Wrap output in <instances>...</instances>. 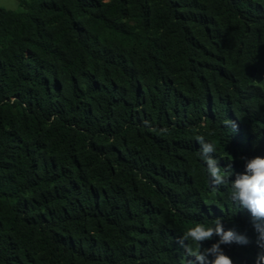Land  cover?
Returning <instances> with one entry per match:
<instances>
[{
	"label": "trees",
	"instance_id": "trees-1",
	"mask_svg": "<svg viewBox=\"0 0 264 264\" xmlns=\"http://www.w3.org/2000/svg\"><path fill=\"white\" fill-rule=\"evenodd\" d=\"M198 136L222 170L232 165L217 190ZM256 156L264 0L0 8V264H187L177 240L218 217L250 241L224 253L255 264L257 234L231 181Z\"/></svg>",
	"mask_w": 264,
	"mask_h": 264
},
{
	"label": "clouds",
	"instance_id": "clouds-1",
	"mask_svg": "<svg viewBox=\"0 0 264 264\" xmlns=\"http://www.w3.org/2000/svg\"><path fill=\"white\" fill-rule=\"evenodd\" d=\"M225 126L233 130L236 125L233 121H223ZM165 132L167 129L164 130ZM200 144V158L206 163L207 172L211 177V184L214 190L219 186L227 184L233 175L231 163L223 170L219 166L217 159L212 157L216 147L212 142L206 141L204 136H198ZM231 199L238 205L246 209L252 217L253 228L257 234V252L255 264H264V157L256 156L252 159L245 158L244 172L238 173L235 180L231 181ZM219 237L218 241L210 248L201 250V244L205 240ZM185 241L194 242L195 250ZM249 239L246 235L240 234L234 229L225 230L221 218L213 221V226H205L196 223L194 227L187 229L177 243L185 249L187 257L194 259L187 260V264H234L231 257L226 255L221 245H247ZM211 255L213 259L209 260Z\"/></svg>",
	"mask_w": 264,
	"mask_h": 264
},
{
	"label": "rangeland",
	"instance_id": "rangeland-1",
	"mask_svg": "<svg viewBox=\"0 0 264 264\" xmlns=\"http://www.w3.org/2000/svg\"><path fill=\"white\" fill-rule=\"evenodd\" d=\"M22 0H0V8L18 11Z\"/></svg>",
	"mask_w": 264,
	"mask_h": 264
}]
</instances>
